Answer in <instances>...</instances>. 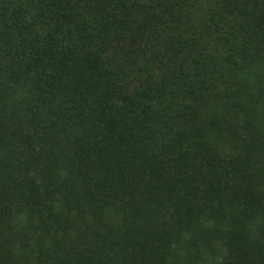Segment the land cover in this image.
I'll return each mask as SVG.
<instances>
[{
	"label": "trees",
	"instance_id": "obj_1",
	"mask_svg": "<svg viewBox=\"0 0 264 264\" xmlns=\"http://www.w3.org/2000/svg\"><path fill=\"white\" fill-rule=\"evenodd\" d=\"M0 264H264V0H0Z\"/></svg>",
	"mask_w": 264,
	"mask_h": 264
}]
</instances>
